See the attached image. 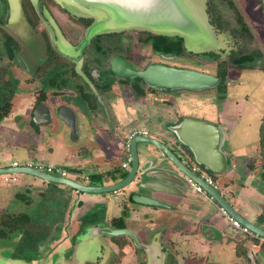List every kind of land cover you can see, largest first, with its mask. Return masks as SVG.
I'll return each instance as SVG.
<instances>
[{
  "label": "rangeland",
  "instance_id": "1",
  "mask_svg": "<svg viewBox=\"0 0 264 264\" xmlns=\"http://www.w3.org/2000/svg\"><path fill=\"white\" fill-rule=\"evenodd\" d=\"M47 1H49L50 6H53L51 8L55 11L54 14L56 18H58L57 21L54 19L55 16L53 13L50 15L55 22L54 25L58 32H60V26H65L63 24L64 21L60 19L66 17L65 12L71 16L83 17L80 16L81 12H76L75 14L74 10L67 9L71 7V2L68 4L65 2L63 4L60 0ZM186 1L190 3L196 13H199L201 16H203V11L206 13V0ZM233 3L242 14L243 20L252 34L251 40H249L248 36L244 34L236 22L235 11L230 7L220 6L218 3L214 4L215 9L213 13L215 17L219 18L223 31L216 30L218 34H214L207 26H199V29L195 28L190 35L183 34L182 39L185 50L178 56L168 54L169 58H165L163 57L164 55L157 56L156 52H152L150 36L158 34L155 31L143 28H121L118 30L124 37V41H120L121 44L118 50L121 53L127 54V57L133 63L136 70H143L149 64L157 62L195 69L216 76H218L219 70H225L226 77L224 80L226 87L224 93L218 91L216 87L203 88L200 90L175 88L165 91L156 89L155 92L146 94V96H148L147 102L149 103L148 109L153 111H148L150 114L147 113V116H149L152 121L150 123V121L143 120V116L140 113L144 106L134 103V100L139 99H135L127 83L118 84L119 87H115L114 90L104 94L100 93L99 90L93 86L94 84L91 83L92 87L89 88V90L97 94L96 97L98 100L96 103L94 96L97 106L94 110H91L93 116L89 115L84 101L76 96L71 84H68V92L72 95H62L59 96V98L61 99V103L67 100L73 102L82 114L79 121L76 117L75 134H78L76 137L71 133V129L62 120L56 117L55 112H53L52 118V111L50 120L48 123L43 124L39 128V131H36V128L31 125L30 120L32 119L31 113L34 109L33 105L38 94L41 92L39 88L45 87L44 77L41 75L39 81L34 84H22L16 87L15 93L11 99V117L10 119H0V126L2 124L10 125L13 123L14 126H12V130H15L18 134L19 141L26 147V149H22L21 147L18 148L13 144L14 140L8 135L1 138L0 152L3 154L8 153V157H6L8 159L5 162H10L12 159H15L20 164H23L26 158H28V155H30L35 158L34 161H32L33 163H39L43 166L51 164L69 168L76 164L85 171H94L95 162L93 161L92 148L90 145L93 147L97 146V148L104 145V140L106 138L104 127L113 138V129H111V122L109 120L111 118L113 119V117L112 115L109 117L108 108H112V113L114 114H121L124 112V117H126L124 120L120 119L118 115L116 117V121L119 125L129 123L131 126L136 127L145 125L147 127H152L156 122L161 121L158 119V116L156 117L155 113L160 111L159 108H163L159 99L166 95L168 98L179 95V99H177L180 101H182L180 95H186L188 93H193L191 94L192 96L197 95V98L201 99L199 105L197 103H190L187 106H181L180 111L184 112L187 117H199L206 113L213 120L218 118L217 121L222 124V127L228 135V141L225 143L224 149L229 150L232 143L231 140L234 138L232 136L234 131H245L247 134L255 132L257 128H259V124L264 120V5L263 0H233ZM72 6H74V4ZM72 8L76 7L74 6L71 7V9ZM37 14L40 17L43 15L44 17L47 16L46 12H41V10L40 12L37 11ZM29 16H31V14H29ZM89 19L92 20V18ZM33 25L34 27H41L39 21L34 17L32 18L31 30L26 23L24 26L25 28H23L22 24L19 22L18 28L23 32L22 38L24 39L20 41L18 36L14 35L19 44L17 54L26 65H29L31 68L37 64H41L44 56H46L45 31H33ZM108 26L109 24L104 21L93 24L89 30L87 42L81 50H77V53L86 49L84 57L89 58V60L95 59V57L97 58L96 52L92 49V45L95 44L91 39L93 36L106 33L102 31L108 30ZM85 30L86 29H82L80 32L78 31V33H71V38L74 37L72 42L76 43L77 40L79 42L81 36H84ZM33 32L36 34V37L32 36L35 35L32 34ZM58 32H53L54 42H51L52 45L61 53L67 52V54H72L70 47H68L67 44L65 45V42ZM168 32H170V30H168ZM168 36L179 37L181 35L172 34ZM50 38L52 41V33ZM251 48L258 50L261 55V62L258 60L257 67H231V57L239 53H245ZM73 52L76 56L77 53L75 51ZM201 52H215L217 57L215 56L208 59L200 55ZM46 58L47 61H43L42 65L46 63L52 64V62L48 60V56ZM16 60H18L17 57ZM56 60L66 62V60L61 58H56ZM102 62L101 59H97V63L101 64ZM1 64L7 67L9 66L10 74L13 76L16 77L20 75V70L16 66L14 60H6V62H1ZM3 71L4 69L0 70V81L6 80L4 75H2ZM27 73L32 75L31 71ZM77 73L79 74V71ZM92 75L96 77L95 72ZM73 80L77 81L79 79L73 77ZM52 100H54V98ZM125 101L128 104L127 107L124 103ZM56 102H59V100H56ZM164 106L166 108V105ZM54 111L56 110L54 109ZM192 112H201L202 114L193 115L191 114ZM48 124L50 125L47 126ZM217 125L219 126V124ZM12 130H9L8 133L10 134ZM149 133L151 134L152 132L150 131ZM117 140L118 137L114 139V141ZM141 145L142 143H138V147H141ZM81 146L83 149H87V152L83 151L82 154L80 153V156H76V151ZM255 154L256 153H254V155ZM121 158L122 152L115 153L112 164H119ZM68 172L70 173L69 177H73L74 173L69 170ZM17 176L34 177L26 173H18ZM0 183L5 186H11L10 188L13 187V183L3 182L1 178ZM52 185L58 184L54 183ZM217 185L221 186V183L219 182ZM252 188L257 195H262V197H264V180L258 178L254 181H250L248 189ZM67 189L69 191L72 190L71 188ZM231 189L235 195H237L240 190H243L241 193L244 194V202L247 204L251 202L248 200V197H245L248 195L247 190L241 189L238 185L232 186ZM17 190L24 193V197L21 199L11 197L6 202L9 213L28 215L30 220L34 221L37 225V235H35L32 240L23 239L17 242L15 238L18 232L14 231L0 239L1 264H146L142 257L146 251L144 248L138 247L135 248L136 251L133 249L130 252L121 251V253H118L117 249L108 242L92 241V239L85 237L86 235H84V233H78L75 238L67 243L63 242L57 247L54 240H59L62 234L66 235L69 233V228H65V226L68 225V211L70 210V207L67 209L69 205L67 196L63 192L46 190L43 188L34 189L29 193L25 192L24 187H20L19 189L13 188L12 191ZM226 199L229 202L232 201L229 197H226ZM260 200L261 201L258 203H255V208H257L259 204L264 203V200L261 198ZM83 210L85 211L84 208ZM97 219H99L98 216L95 218L96 223L98 222ZM227 229L231 236L235 238L241 236L240 231L231 227L228 223ZM23 238H25L24 235ZM138 239L140 240V237ZM215 249L216 250L212 252L214 255L211 259L213 258V260L218 261L223 260L227 263L237 261L233 255L231 245H224L223 248L216 245ZM116 256L119 257L120 261H118V257L116 258Z\"/></svg>",
  "mask_w": 264,
  "mask_h": 264
},
{
  "label": "crops",
  "instance_id": "2",
  "mask_svg": "<svg viewBox=\"0 0 264 264\" xmlns=\"http://www.w3.org/2000/svg\"><path fill=\"white\" fill-rule=\"evenodd\" d=\"M203 18L209 30L215 34L217 31L208 23L205 11H203ZM191 94L193 93L180 95L182 101L178 100L179 95L171 98H168L167 95L161 97L159 101L163 108H159L160 111L155 113L156 117L158 116V119L161 121L156 122L152 127H147L146 125L141 127H144L147 130V135L153 136L166 143L181 157L184 163L189 167L197 169L198 174H205L211 177L214 181L215 188L237 213L257 225L264 226V217L258 221V216L264 212V203L259 204L257 208L254 207L255 203L261 201L260 198L264 200V197H262V195H257L253 188L248 189L250 181H254L258 178L262 179L259 176L258 157L259 131L263 122L259 124L260 126L255 132L250 134H247L245 131H234L232 133L234 138L231 140L232 143L229 150L224 149V145L228 141V135L222 127V124L217 121L218 118L213 120L205 112L206 115L204 114L202 116L200 115L202 114V111L199 113H191L193 115H200L199 117H187L184 112L180 111L181 106H187L190 103L200 104L201 99L197 98V95L192 96ZM147 100L148 99L143 97L139 100H134V103L144 106L140 114L143 116V120L150 121L151 123V118L147 116L148 111H151L148 109L149 103ZM124 103L127 107L128 104L126 101ZM59 104L60 102L51 100L48 107H58ZM164 105H166V108ZM51 108L50 111H52L53 118L54 111ZM72 110L76 113V117L78 118L76 110L78 112L79 110L77 108H73ZM10 111L11 108L7 115L3 117L4 119H10ZM79 113L81 114V112ZM114 115L115 117L118 115L119 118L123 120L126 118L124 117V112ZM31 121L36 125V131H39V128L42 125L35 123L32 119ZM183 122L185 126L181 129L182 133L184 131V136L190 140H198V143L203 142L205 144V150H201L202 154L212 161L211 166L215 168L216 172H212L203 165L196 163L190 151L185 150L186 154L181 149L183 147H181L171 128H174V126ZM194 122H202L206 127L197 125ZM217 124H219V126ZM49 125L50 124L47 126ZM12 126H14L13 123L10 125L2 124L0 126V139L8 135L14 140V145L18 148L21 147L22 149H26V147L19 141L18 134L15 130H12ZM141 127H137V129ZM9 130H12L10 134L8 133ZM104 130L106 133L104 145L100 148L90 145L92 148L93 161L95 162L94 171H85L76 164L72 167L65 168L74 173L73 175H75L77 181L84 184L101 185L99 183V180H101L102 184H107L121 179L116 178L117 169H122L124 172L127 171L126 168L121 167V163L125 160L127 154L126 151L124 152V146L119 164L113 165L112 159L115 156V153L118 152L117 148L119 144L124 145L129 134L138 133L140 131L122 130L117 132V130H115L113 131L112 138L111 134L105 127ZM150 131L152 132L151 134L149 133ZM74 135L77 137L78 134ZM117 137L118 140L114 141ZM215 141L218 143L214 144ZM83 151L87 152V149H83L81 146L76 151L75 155L80 156ZM138 152L140 164L153 160L151 170L155 169V156L162 158L165 169L173 170L170 163L163 157H160L158 151L152 146L142 144L141 147H138ZM254 153L256 154L254 155ZM6 157H8V153L3 154L0 152V167L9 166L12 162H16L17 165H25L33 163L32 161L35 159L34 156L28 155L26 161L23 164H20L15 159H12L10 162H5L8 159ZM252 164L254 165L252 166ZM56 167L62 166L58 165ZM103 172H111L110 175L112 177L114 176L115 180H112L111 177L104 179L103 176H98L97 178L91 176L92 174H100ZM0 178L2 179L1 176ZM219 182L221 183V186L217 185ZM10 183H13L12 188H10L11 186H5L0 183V215L3 212L9 213L6 204L9 199L11 197L17 198L16 193H22L19 190L12 191L13 188L19 189L20 187H24L25 192L27 193L34 189L41 188L46 190H57L63 192L67 196L69 200L67 209L70 207V210L68 211V225L65 224V228H69V233L66 235L62 234L59 240H54L57 247L63 242L67 243L72 240L74 233L80 228V218L87 212H93L99 217V219H97L98 222L88 225H96L100 227L107 225L113 228H118L112 225L111 221L112 219H117L123 215L124 228L132 231L139 243L145 246L146 251L142 257L146 264H264V243H262L259 238L251 237L247 234L240 233L241 236L239 238L231 236L227 229V223H230L227 220L226 215L221 212L220 205L211 199L206 192H196L194 188L191 187V185L194 184L192 182L189 184L191 189L186 190L185 188H181V190L176 191L178 195L146 190L138 187V182L136 181H132L128 186L116 192L106 193L76 192L74 189L69 191L67 189L69 187L67 186L61 184L52 185L35 176L32 178L17 176L16 181ZM236 185L241 189H245V191L247 190L248 195L245 197H248V200L252 203L249 202V204H247L244 202V194L241 193L243 190H240L238 194L235 195L231 188ZM134 193L150 195L161 201V205L136 203L132 199V194ZM226 197H229L232 201L229 202ZM17 232L18 235L15 239L17 242H20L23 239V233L22 231ZM139 237L141 241L138 239ZM0 239H2V237H0ZM88 239H92V241L96 242H108L117 249L118 253H121V251L130 252L133 249L136 251L135 248H138L128 236L124 235H96L88 236ZM122 241H124V244L120 246L119 243ZM216 245L222 248L224 245H231L233 255L237 261L227 263L223 260L218 261L213 260V258L211 259L214 255L212 252L216 250ZM238 248H240L241 253H238ZM117 257L118 256H116V258ZM118 261H120L119 257Z\"/></svg>",
  "mask_w": 264,
  "mask_h": 264
},
{
  "label": "water",
  "instance_id": "3",
  "mask_svg": "<svg viewBox=\"0 0 264 264\" xmlns=\"http://www.w3.org/2000/svg\"><path fill=\"white\" fill-rule=\"evenodd\" d=\"M70 3L68 10L81 12L80 16L92 18L91 24L86 28L82 41L78 48H83L88 40L90 28L99 21L109 24L108 30L102 32L118 31L121 28H143L155 31L162 35L177 34L183 37V34L190 35L195 28L207 26L203 16L194 11V8L186 0H60ZM70 5V4H69ZM264 5V0H263ZM110 22V23H109ZM208 27V26H207ZM205 28V27H204ZM170 30V32H168ZM110 70L115 77L119 79L140 77L147 86L158 90H171L175 88H186L189 90H200L203 88L216 87L220 78L216 75L202 72L186 67H176L163 63H151L143 70L131 68L129 63L123 58L115 55L110 59ZM56 117L62 120L74 135L76 113L68 106L61 105L55 111ZM51 111L46 103H38L32 111V120L37 124H45L50 120ZM197 125L205 126L202 122H194ZM185 126L184 122L172 127L171 130L177 137L184 153L185 150L191 152L196 163L203 165L205 168L216 172L211 166V160L202 154L205 150L204 143L198 140H190L184 136L181 129ZM209 127V126H207ZM138 143L147 144L155 148L160 157L166 159L173 170L165 169L162 158L154 157L155 169L151 170L153 160L140 164ZM218 142H214L216 144ZM263 150H264V124H263ZM128 153L130 155L129 167L123 178L118 181L90 185L84 184L69 178L59 177L45 173L30 165L5 166L0 167L1 174L9 173H26L38 177L44 181L52 182L67 186L76 192L85 193H106L116 192L128 186L132 181L138 182V187L164 194L178 195L176 191L185 188L191 189L190 182L199 184L204 191L219 204L231 217L238 220L242 225L247 227L254 234L264 237V226L257 225L242 215L237 213L220 194V192L211 184L207 183L200 174L196 173L192 167L184 163L176 152L168 147L159 139L143 133H135L128 140ZM187 154V153H186ZM183 194V193H182ZM132 199L136 203L145 205H161L158 199L142 194H132ZM84 235L96 236H128L139 248L145 246L139 243L132 231L127 228H113L110 226L87 225L84 227ZM85 236V237H86ZM1 264V262H0Z\"/></svg>",
  "mask_w": 264,
  "mask_h": 264
},
{
  "label": "flooded vegetation",
  "instance_id": "4",
  "mask_svg": "<svg viewBox=\"0 0 264 264\" xmlns=\"http://www.w3.org/2000/svg\"><path fill=\"white\" fill-rule=\"evenodd\" d=\"M53 6L49 5V1L47 0H0V70L4 69L2 75H4V77L6 78V80H1L0 81V91L1 90H9L10 88H15L18 87L19 85L22 84H34L37 81H39V79L41 78V75L44 77V82H45V87L43 88H39L44 89L45 93H46V98L45 100L41 101L43 103H46L47 105H49L51 103V100L54 98V100H59L61 105H66L70 108H74L76 109L77 107L73 104V102H70V100H67L66 102H62L61 103V99L59 98V96L62 95H72L69 94L70 92H68V90L63 91L62 94H56V90L51 88L50 82H51V78H53V81H56V70H57V63L59 62L60 66L64 67L66 69V74L64 75V77L68 78V84H71L73 80V76H71L70 72H71V68H73L76 72L79 71V76L76 77L77 79V83H79L80 85H82L83 90L85 92H91L94 96H95V100L96 103L98 102L97 100V94H94L95 92L89 90V88H91V83H93L94 87L99 90L100 93H107L109 91L114 90L115 87H119L118 84H121L117 77H115V75L113 74V72L110 70L109 68V64H110V59L117 55L121 58H123L124 60H126L129 65L131 66V68L135 69L133 66V63L130 61V59L127 57V54L121 53L119 52V47H120V41H124V37L121 35L120 31H112V32H106V33H101L98 34L101 37L98 40H95L93 43H97L98 46L100 47L98 51H96L92 45V49L96 52L97 58L95 57V59L89 60V58L84 57V52H86L84 49L81 52L77 53V50L79 51L80 49L78 48V45L80 44V40L82 41V37L80 38L79 42L78 40L76 41V43H73V38H71V33L80 32L82 29H86L92 22V20H90L89 18H84V17H75V16H71L69 15L67 12H65V16L62 19L64 22L63 24L65 25L63 27L60 26V32H58L57 28L54 25V21L52 20L51 16L52 13L54 14L55 11H53V9L51 8ZM55 7V6H54ZM45 11L47 16L44 17V15L42 17H40L37 14V11L40 12ZM29 14H31V16H29ZM39 21V23L41 24V27L36 26L34 27V25L32 26V30H39L41 32V30L45 31V48H46V56H44L43 61L46 62L47 61V56H48V60L50 62H52V64H44L42 65L43 61L41 64H37L36 66H33L32 68L29 65H26V63L22 60V58L19 57V55L17 54V48H19V44L18 41L15 39V36H18V38L20 39V41L24 38H22L23 36V32L20 31V28H18V23L20 22L23 26V28H25V23L26 25L29 26V29L31 30V25H32V18L33 17ZM55 16V14H54ZM53 16V17H54ZM55 20L58 21V18H56V16L54 17ZM17 24V25H15ZM57 31L60 36L62 37L63 41L65 42V45L67 44L68 47H70L72 54H67V52H59L57 50V48L55 46L52 45V43L54 42V38H53V32ZM51 33H52V41L50 40L51 38ZM32 34H35L34 32ZM31 34V35H32ZM83 35V33H82ZM34 37H36L35 35H32ZM97 36V35H96ZM93 36L91 41L96 37ZM76 37V35H75ZM52 42V43H51ZM90 43V42H88ZM22 46V44H21ZM76 53V56L74 55V52ZM154 52V51H152ZM17 54V55H15ZM157 56H163L165 58H169L168 54L165 53H157ZM174 56V55H173ZM16 57L18 58V60H16ZM99 57V58H98ZM56 58H61L66 60V62L64 61H59L56 60ZM97 59H101L103 62L101 64L97 63ZM6 60L8 61H15L16 66L19 68L20 70V75L19 76H13L12 74H10V70H9V66L7 67L6 65L1 64V62H6ZM88 62V66H86L84 64V62ZM96 65H94V64ZM157 63H161V62H157ZM166 64V63H163ZM168 65V64H166ZM6 66V69H5ZM79 66V67H78ZM83 67L88 68V72H89V77L85 76L82 74L83 72ZM177 67V66H176ZM31 71L32 75L28 74L27 72ZM95 72L96 77H94L92 74ZM53 73V75H52ZM26 74V75H24ZM15 77V78H14ZM113 77H115L116 79H113ZM126 79V78H125ZM82 80V81H81ZM27 81V82H26ZM6 83V84H5ZM220 83V82H219ZM99 85V86H98ZM99 87V88H97ZM105 87V88H104ZM130 87V86H129ZM102 88L106 89V90H102ZM101 89V90H100ZM95 90V89H94ZM74 91V90H73ZM167 91V90H165ZM75 92V91H74ZM149 93V92H147ZM146 93V94H147ZM40 94V93H39ZM38 94V95H39ZM143 96L145 99H148V96ZM142 97V98H143ZM92 100V99H91ZM95 100H92V105H88V102L86 103V109L88 110L89 115L93 116L91 113V110H94V108H96V103ZM41 102H34L33 106H36L38 103ZM59 104V106H61ZM58 106V107H59ZM72 106V107H71ZM58 107H50L53 111L54 109L57 110ZM55 112V111H54ZM76 112L78 113V121L80 119V117L82 116V114H80V110L79 112L76 110ZM108 114L109 117H113V119H109L111 122V129H113V131L117 130V132L120 131H133V130H139V131H145L146 135L147 130L144 127L138 128L136 126H131V124L129 123H124L123 125H119V123H117L116 121V117L114 115V113H112V108H108ZM122 143V142H120ZM176 143V142H175ZM118 152H122L123 151V144H119L118 146ZM125 152V150H124ZM127 169V168H126ZM194 171L196 173L197 169H194ZM124 171L122 169H117V175L120 173H123ZM191 187H193V185H191ZM78 233H84V229H82L80 231V228L77 230L76 233H74L73 238L76 237V235Z\"/></svg>",
  "mask_w": 264,
  "mask_h": 264
},
{
  "label": "trees",
  "instance_id": "5",
  "mask_svg": "<svg viewBox=\"0 0 264 264\" xmlns=\"http://www.w3.org/2000/svg\"><path fill=\"white\" fill-rule=\"evenodd\" d=\"M220 6H227L232 8L235 13H236V22L238 23L240 29L244 32L246 36H248L249 40L252 39V34L249 31L245 21L243 20L242 14L237 10L235 7L233 0H206V15L208 18V23L215 29V30H222V24L220 23L219 18L215 17L214 15V4H217ZM101 36L97 35L94 39L98 40ZM251 42V41H250ZM93 45L94 49L96 51L99 50V46L97 43H94ZM150 44H151V49L154 52L157 53H165V54H171L174 56H178L182 51L185 50L184 44H183V39L181 37H171L167 35H162V34H153L150 36ZM202 56L211 59L213 57H217V54L215 52H201ZM260 53L258 50L251 48L249 51L245 53H239L233 57L230 58L231 62V67H237V68H254L257 67L258 65V60L260 61ZM88 62H84L86 66H88ZM261 62V61H260ZM60 63L58 62L57 65V70H56V81H53V78H51L50 82V87L55 89L56 94H62L63 91L68 90V78L64 77L66 74V69L62 66L59 65ZM71 76L73 77H78V73L71 68L70 72ZM83 75L89 77V72L88 68L83 67ZM53 75V73H52ZM218 77L221 78L220 83L216 86L218 91L220 92H225V80L224 78L226 77V71L225 70H219L218 71ZM113 79H116L113 77ZM120 83H127L130 86L132 95L135 97V99H140L147 92H155L156 89L149 87L146 85V83L143 81L142 78L136 76L132 78H126V79H118ZM72 89L75 91L76 96L84 101L86 104L88 102V105H92V100L94 99V95L91 92H85L83 90L82 85L77 83V81H72L71 82ZM99 86V85H98ZM99 88V87H97ZM105 88V87H104ZM102 88V90H106ZM101 90V89H100ZM15 93V88H10L9 90H1L0 91V119H2L4 116L7 115L10 109L11 105V99L13 94ZM46 98V93L44 89H41L40 94L36 98V102H41L45 100ZM92 99V100H91ZM31 125L34 127L36 126L31 120H30ZM264 123V120H263ZM263 123L260 126V138H259V157H258V168H259V176L264 180V150H263ZM187 151V150H186ZM253 163V162H252ZM254 164H252L253 166ZM111 172H103L100 174H92V177H104V179H108L109 177L112 178V180H115V177L110 175ZM126 172L120 173L117 175L118 178H123L125 176ZM91 177V178H92ZM50 184H54L52 182H48ZM99 183L102 184L101 180H99ZM17 198H23L24 193H16ZM264 217V212H262L258 216V221H260ZM95 218L96 214L95 213H85L81 218H80V231L84 229L85 226L88 224L95 223ZM123 218L124 216L121 215L117 219H112L111 224L114 225L115 227L122 228L124 227L123 224ZM37 225L34 221L30 220L29 216L26 214H10L7 212H3L0 215V237L4 238L6 237L9 233L14 232V231H22L23 235L26 239L28 238L29 240L34 238L35 235H37ZM35 231V232H34ZM22 239V240H23ZM124 241L120 242L119 245H123ZM238 253H241L240 248L237 249Z\"/></svg>",
  "mask_w": 264,
  "mask_h": 264
},
{
  "label": "built area",
  "instance_id": "6",
  "mask_svg": "<svg viewBox=\"0 0 264 264\" xmlns=\"http://www.w3.org/2000/svg\"><path fill=\"white\" fill-rule=\"evenodd\" d=\"M139 133V132H138ZM140 133L146 134L145 131H140ZM135 133L129 134L128 137L126 138L125 144L123 145L125 148V151L127 152L125 160L121 163V167L122 168H127L129 167V161H130V155L128 153V140L131 138L132 135H134ZM27 165H30L38 170H41L45 173L48 174H52V175H56L59 177H64V178H69L72 180H75V175H73V177H69L70 173L68 172L67 169L62 168V167H56V166H52V165H40L39 163H28ZM11 166H18L16 162H12ZM195 169V168H193ZM207 183L211 184L214 186V181L212 180L211 177H209L208 175L202 174L200 175ZM2 180L4 182L10 183V182H15L17 179V174L16 173H9V174H1ZM80 182V181H78ZM82 183V182H81ZM215 187V186H214ZM193 188L196 192H202L205 193L204 189L199 185L194 183L193 184ZM211 198V197H210ZM212 199V198H211ZM220 210L221 212L226 215L227 220L229 221L230 225L236 229H238L240 231L241 234H247L250 235L251 237H255V238H259L260 241L262 243H264V237H260L256 234H254L253 232H251L247 227H245L244 225H242L238 220L234 219L233 217H231L221 206H220Z\"/></svg>",
  "mask_w": 264,
  "mask_h": 264
}]
</instances>
